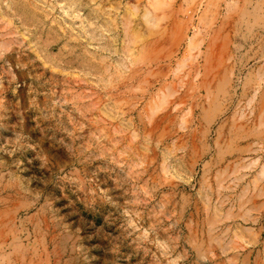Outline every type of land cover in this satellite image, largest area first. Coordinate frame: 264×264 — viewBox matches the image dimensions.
Segmentation results:
<instances>
[{
    "label": "rangeland",
    "instance_id": "1",
    "mask_svg": "<svg viewBox=\"0 0 264 264\" xmlns=\"http://www.w3.org/2000/svg\"><path fill=\"white\" fill-rule=\"evenodd\" d=\"M0 264H264V0H0Z\"/></svg>",
    "mask_w": 264,
    "mask_h": 264
}]
</instances>
